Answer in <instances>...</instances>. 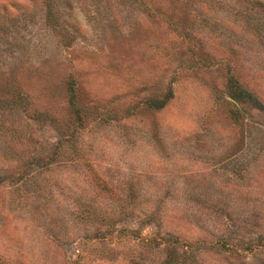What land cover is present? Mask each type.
Wrapping results in <instances>:
<instances>
[{"label":"rangeland","instance_id":"obj_1","mask_svg":"<svg viewBox=\"0 0 264 264\" xmlns=\"http://www.w3.org/2000/svg\"><path fill=\"white\" fill-rule=\"evenodd\" d=\"M233 81L264 104V0H0V264H264Z\"/></svg>","mask_w":264,"mask_h":264},{"label":"trees","instance_id":"obj_2","mask_svg":"<svg viewBox=\"0 0 264 264\" xmlns=\"http://www.w3.org/2000/svg\"><path fill=\"white\" fill-rule=\"evenodd\" d=\"M232 96L239 101L249 102L254 107L258 108L261 111H264V104H262L250 92H247V91L241 89L236 81H233ZM152 103H153V106L160 108V107L164 106L165 101L160 102L158 100H152Z\"/></svg>","mask_w":264,"mask_h":264}]
</instances>
